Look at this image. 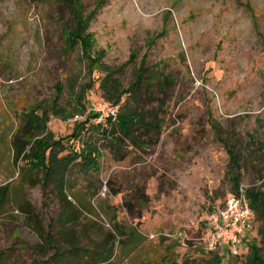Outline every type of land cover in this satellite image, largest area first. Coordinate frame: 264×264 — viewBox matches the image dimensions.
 <instances>
[{
    "label": "rangeland",
    "instance_id": "rangeland-1",
    "mask_svg": "<svg viewBox=\"0 0 264 264\" xmlns=\"http://www.w3.org/2000/svg\"><path fill=\"white\" fill-rule=\"evenodd\" d=\"M76 9L87 27L69 50ZM143 65L119 103V114L146 113L133 138L93 123L67 139L93 113L91 92L105 97L110 78L130 91ZM157 114L161 129L146 128ZM32 115L50 117L58 158H74L63 184L14 163ZM229 140L240 188L261 184L264 0H0V264H62L72 247L93 261L106 248L111 264H211L229 252L203 241L208 216L236 194ZM244 262L230 252L222 264Z\"/></svg>",
    "mask_w": 264,
    "mask_h": 264
},
{
    "label": "trees",
    "instance_id": "trees-1",
    "mask_svg": "<svg viewBox=\"0 0 264 264\" xmlns=\"http://www.w3.org/2000/svg\"><path fill=\"white\" fill-rule=\"evenodd\" d=\"M83 13L80 10L76 9L75 21L76 25L74 27H63L62 36L65 37L66 42L68 41L67 48L73 49L74 45L77 43L76 40H80V42L84 41L81 39V31L86 30L87 21H83ZM90 21V20H88ZM78 38V39H77ZM73 45V46H72ZM135 59V56H132ZM144 73L145 66L143 65L140 69L138 81L127 91L120 92L115 85L112 84L111 78L105 81L103 87L105 88L106 96L103 97L105 100L110 102L111 104L118 105L122 98L139 88L140 84L144 81ZM111 77V76H110ZM128 113L119 114L116 122H112L110 119L105 124H97L95 123L97 119V115L91 113L85 122L80 123L79 126L75 127L76 130L73 131L72 135H70L68 140H77L80 135L82 129H87L88 126L93 123L97 125L98 128H102L105 136L109 134L110 130H114V126H119L122 132L128 137L133 138L135 133V128L139 125L144 124L146 113L143 111L137 112L135 111H127ZM50 122V117L46 116L45 119L41 120L38 116H33L29 118V122L25 125L24 129H20L19 135L12 140L13 147V159L14 163H18L21 160H24L27 165L34 170H40L44 172V178L46 181H49L54 175V181L63 183V179L65 178L63 174V168L67 167V164L72 162L74 158H71L70 152H68V156L63 158H58V152L56 153L58 148L65 149L63 146L64 140L59 139L55 140L53 135L50 134L48 129V123ZM162 118L160 116L155 115L154 119L150 122L146 123V128H154L156 131H159L162 126ZM109 127H112L108 130ZM47 131V132H46ZM113 134V133H112ZM217 135H219L217 133ZM225 147L228 149L229 156L233 165H231V176L234 181V189L235 193H239L240 189V176H241V156L239 154V150L237 148L236 142L233 140H229L228 142L224 141ZM73 144H68L67 150L73 149ZM260 147V145H259ZM84 151L81 152L83 163L88 165H95V159H93L88 152L87 156L84 155ZM263 179V178H262ZM247 200L249 201L254 213L255 220L254 225L250 230H247L243 233L240 240L238 255H242L245 257L244 264H264V180L261 184H257L254 186H250L249 188L244 189ZM5 192V190H2ZM259 223V226L256 224ZM257 231V236H252L253 231ZM48 240V239H47ZM49 241V240H48ZM242 251V252H241ZM230 252L220 254V257L212 260L211 264H222L224 260V256H229ZM47 264V263H43Z\"/></svg>",
    "mask_w": 264,
    "mask_h": 264
},
{
    "label": "built area",
    "instance_id": "built-area-1",
    "mask_svg": "<svg viewBox=\"0 0 264 264\" xmlns=\"http://www.w3.org/2000/svg\"><path fill=\"white\" fill-rule=\"evenodd\" d=\"M91 108L98 117L97 124L107 125L110 119L116 122L119 106L111 104L103 97H96L91 92ZM78 120L81 119L77 118ZM245 190L239 189L238 194L230 195L224 204L214 209L207 218L204 246L209 252L221 251L225 245L233 255L239 254L240 240L243 233L254 225L255 213L246 198Z\"/></svg>",
    "mask_w": 264,
    "mask_h": 264
},
{
    "label": "crops",
    "instance_id": "crops-1",
    "mask_svg": "<svg viewBox=\"0 0 264 264\" xmlns=\"http://www.w3.org/2000/svg\"><path fill=\"white\" fill-rule=\"evenodd\" d=\"M65 182V180H63V183ZM62 183V184H63ZM64 196L63 197H66V194H65V190L63 192ZM74 198V200L76 199L77 200V207L78 206V203H79V198L78 197H68V201L70 203H73L74 200H72ZM74 205V203H73ZM48 241V240H47ZM132 242V245H135V240H131ZM82 252H85L86 254H90L93 256L92 253L90 252H86V251H83V250H80L79 248L77 247H72V249H70L68 252H66V254H64V251H60L56 256L55 258H60L62 259V264H111L112 263V256H110L109 252L110 250L108 249H102L101 253H97V258L93 261L94 259V256L93 258H90V261H88V259H86L84 257V255L81 253ZM54 259V258H53ZM87 260V261H85ZM47 264H50V262H48Z\"/></svg>",
    "mask_w": 264,
    "mask_h": 264
}]
</instances>
